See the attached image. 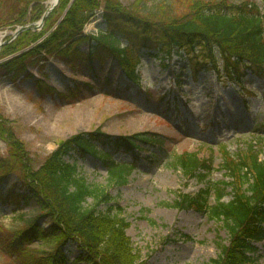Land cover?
<instances>
[{
    "label": "rangeland",
    "instance_id": "obj_1",
    "mask_svg": "<svg viewBox=\"0 0 264 264\" xmlns=\"http://www.w3.org/2000/svg\"><path fill=\"white\" fill-rule=\"evenodd\" d=\"M49 1L11 6L14 0H0V164L16 172L0 182V241L5 234L25 231L35 223L46 233L50 226L41 202L19 182V167L27 175L36 172L62 144L77 135L128 138L154 133L165 140L163 149H149L135 156L121 151L113 155L118 163L135 165L125 186L108 187L102 163L92 155L71 151L72 158L63 160L68 164L74 160L88 185L107 190L112 203L100 206L98 211L108 214L111 209L112 216L127 222L125 236L144 264H214L217 244H229L227 230L206 215L177 209L178 196L198 195L204 185L186 179L173 167L172 159L197 153L199 158L209 160L211 171L206 182L216 188L229 182L220 169L223 148L234 156L245 153L251 144L255 151L263 152L259 159L264 160V80L248 76L240 88L223 80L221 61L217 62L219 74L206 70L193 77L183 57L159 54L154 58L140 51V79L133 85L112 58L103 64L97 59L86 60V43L79 45L82 58L73 65L41 52L32 57L33 65L21 66L28 68L25 77L12 76L15 69L9 61L53 33L69 14L74 0H60L40 25ZM117 1L124 8L161 20L157 16L184 18L195 0ZM245 1L264 9V0ZM232 2L238 4L240 0ZM99 4L103 7L104 0ZM25 27L28 29L14 38ZM105 30L99 9L84 26L83 34L96 35ZM39 35L42 37L32 43L30 38ZM9 46L21 50L7 53ZM230 192L227 188L224 203L231 200ZM92 204L88 199L87 206ZM54 242H26L17 250V259L0 252V264H19V259L20 264H28L26 259L52 254ZM4 243H0V250ZM253 246L256 264H264V241ZM63 252L67 264H74L80 254L75 242L65 246Z\"/></svg>",
    "mask_w": 264,
    "mask_h": 264
},
{
    "label": "trees",
    "instance_id": "obj_2",
    "mask_svg": "<svg viewBox=\"0 0 264 264\" xmlns=\"http://www.w3.org/2000/svg\"><path fill=\"white\" fill-rule=\"evenodd\" d=\"M13 3L11 6H35L37 2L14 0ZM71 6L64 21L34 52L11 62L8 60L11 65L6 61L15 69L13 73H18L41 52L73 65L82 58L79 45L86 43L89 48L86 60L97 59L102 64L112 58L133 81L137 80L140 51L149 52L147 54L155 58L159 54L165 58L187 57L199 69H216L218 56L229 78L235 75L241 80L244 70L264 75V13L249 1L240 0L234 4L232 0H195L190 14L184 18L157 16L161 20H154L152 14L124 8L117 0H104L103 7L99 0H74ZM99 9H102L106 30L84 35V26ZM42 35L32 36L30 40L33 43ZM16 49L9 46L7 53ZM160 143L154 135L137 134L128 138L77 135L62 144L55 156L36 172L27 175L26 170L19 167L22 170L19 182L29 195L37 198L39 204L41 202L50 226L47 233L35 223L25 231L5 234L4 241H0L5 242L0 252L17 259V250L19 252L26 242L52 239L55 241L52 254L25 261L28 264H67L63 249L75 242L80 254L74 264H144L125 236L127 222L118 215L112 216L111 209L108 214L98 211L100 206L112 203L107 190L88 185L79 175L75 161L68 164L63 157L71 159V151H74L98 158L106 171L107 186L121 187L127 184L134 166L117 163L112 153L139 151L142 145ZM222 150L224 160L220 169L229 182L217 188L205 186L198 195L178 196L175 206L178 210L204 214L225 227L229 244H217L218 258L214 264H256L253 244L264 238V160L259 159L263 152L255 151L251 144L239 155L231 156L225 148ZM172 165L186 179L196 178L199 183L206 184L210 167L197 153L181 154L172 159ZM14 171L0 164V182L6 175L16 173ZM227 188L231 191V200L224 203L222 199ZM88 199L93 202L90 207Z\"/></svg>",
    "mask_w": 264,
    "mask_h": 264
},
{
    "label": "bare ground",
    "instance_id": "obj_3",
    "mask_svg": "<svg viewBox=\"0 0 264 264\" xmlns=\"http://www.w3.org/2000/svg\"><path fill=\"white\" fill-rule=\"evenodd\" d=\"M57 2V0H50L49 1V6H52V5H54L55 3ZM42 44V43H41ZM41 44H39L38 46H40ZM38 46H36V45H34L33 47H30L29 49H27V51L26 52H24L23 54H22V56L23 55H25V54H27V53H32V52H34L36 49H37V47ZM45 57H46V55H44ZM41 59V57H39V60ZM50 59H53V58H50ZM43 60V59H42ZM54 60V59H53ZM62 63H64V61H62V60H60ZM34 62H35V60H29V62H28V65L29 66H31V65H33L34 64ZM66 63V62H65ZM27 73H28V68L26 69V68H23V69H21L18 73H14V74H12V76H17V77H25L26 75H27ZM19 75V76H18ZM75 262H76V260H75ZM75 262H73V263H75Z\"/></svg>",
    "mask_w": 264,
    "mask_h": 264
},
{
    "label": "water",
    "instance_id": "obj_4",
    "mask_svg": "<svg viewBox=\"0 0 264 264\" xmlns=\"http://www.w3.org/2000/svg\"><path fill=\"white\" fill-rule=\"evenodd\" d=\"M58 3H59V0H57V2H56L54 5H52V6L46 11L45 15L43 16V18H42V20H41V22H40V25L43 24L45 18L48 16V14H50V13L56 8V6L58 5ZM27 29H28V27H25V28L20 29V30L15 34L14 38L17 36V34H19V33L22 32V31H25V30H27Z\"/></svg>",
    "mask_w": 264,
    "mask_h": 264
}]
</instances>
